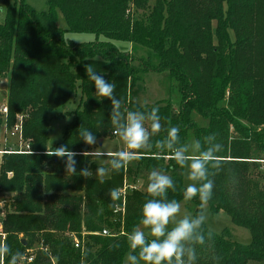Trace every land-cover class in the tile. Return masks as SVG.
<instances>
[{"label":"trees","instance_id":"obj_1","mask_svg":"<svg viewBox=\"0 0 264 264\" xmlns=\"http://www.w3.org/2000/svg\"><path fill=\"white\" fill-rule=\"evenodd\" d=\"M46 4L47 10L38 11L25 0H0V8H5L0 73L10 74L6 122L11 127L16 114L25 116L23 137L33 151L0 153V190L8 195H1L2 242L20 254L43 243L46 251H37L36 263L42 259L51 264V257L55 264H126V233L139 226L140 209L149 194L147 180L144 188L128 189L123 224L119 215L114 220L115 201L108 193L122 186V173L163 170L176 185L168 198L183 200L182 168L155 148L141 151L131 160L133 165H124L125 171H110L103 183L94 175L68 178L64 158L46 154L67 146L77 153V171L95 169L90 145L76 135L80 128L94 131L97 140L112 133L110 100L95 97L85 74V66L94 64V71L103 70L105 80L116 84L122 110L158 108L162 127L154 141L177 126L182 142L192 132L201 140L213 134L222 145L217 153L221 167L211 169L214 187L207 205L212 213L222 210L232 223L247 229L251 240L239 243L227 228L213 232L204 224L211 236L204 245H196V264H264V181L257 178V172H264V0H154L143 20L135 15L148 8V0H46ZM58 12L64 28L57 23ZM65 31L92 33L95 38L65 40ZM115 41L128 47L121 50ZM137 45L148 50V62L140 61L142 69L127 53ZM140 71L166 72L174 78L179 106L174 108L169 100L149 107L127 101L126 92L140 79ZM77 91L79 100L69 112L71 120L64 124L61 139L47 147L50 120L63 116L52 112ZM192 111L205 117L207 125H197ZM190 202L195 215L200 202L196 198ZM83 227L90 233L80 250L70 234L81 238ZM103 228L118 233H91Z\"/></svg>","mask_w":264,"mask_h":264},{"label":"clouds","instance_id":"obj_2","mask_svg":"<svg viewBox=\"0 0 264 264\" xmlns=\"http://www.w3.org/2000/svg\"><path fill=\"white\" fill-rule=\"evenodd\" d=\"M94 64L85 66V74L95 89V97L107 98L111 103L110 124L112 132L124 145V149L114 151L107 161V167L97 166L95 173L89 168L77 171L76 155L67 146L54 148L47 155L64 158L65 174L68 178L82 176L99 178L110 171L119 172L124 165L138 158L141 151L157 149L166 152L169 158L180 168L185 169L186 180L189 181L182 189L184 201L193 198L199 200V208L195 215H183L180 201L168 198L169 191H176L173 178L163 170L153 169L147 178L146 192L149 194L140 209V225L126 233L129 251L126 254V264H196V245H204L211 233H206L202 225L206 222V205L213 195V174L211 169L219 170L221 161L217 153L222 145L216 141L213 134L201 139H191L182 142L177 126H170L162 139L153 140L161 131V117L158 108L149 111L122 110L121 100L114 90L116 84L106 81L103 70L94 71ZM98 99V100H99ZM85 145H95L97 137L89 128H80L76 134ZM92 161L105 157V151L100 148L89 153ZM109 197L115 201L120 198L118 189H111ZM87 255V252L84 253ZM19 252H13L6 242H0V260L6 259L7 264H17Z\"/></svg>","mask_w":264,"mask_h":264},{"label":"rangeland","instance_id":"obj_3","mask_svg":"<svg viewBox=\"0 0 264 264\" xmlns=\"http://www.w3.org/2000/svg\"><path fill=\"white\" fill-rule=\"evenodd\" d=\"M26 3L31 5L33 8H35L38 11H45L47 10V4L46 0H25ZM154 0H148V8L144 11H138L135 15L136 18L143 20L145 15L148 12V9L153 5ZM5 14V8H0V22L3 21ZM57 23L61 28L65 27L64 19L62 18L61 14L58 12L57 15ZM63 38L65 40H73V41H87V40H93L95 38L94 34L92 33H79V32H69L65 31L63 34ZM100 38H102L100 36ZM115 44L118 48L121 50H125L128 47V44L123 41H115ZM132 57V64L140 66L142 63H147L148 60L146 58V54L148 53V50L142 46L137 45L134 49H132L131 52H127ZM141 61V62H140ZM139 69H142L140 66ZM9 72L0 73V106L5 105L6 106V100H7V89H8V81H9ZM140 79L135 81L133 86L129 89L128 92H126V98L127 101H131L134 106L137 107H149L154 106L156 103H161V100H169L171 105L174 108H177L181 101V95L177 89V83L169 76L166 72H154V71H140L139 73ZM80 93L77 91L75 94L71 97V99L63 104L62 106L55 109L52 113H56L58 115H63L58 118L52 117L50 120V127L48 130V134L46 135V146L49 147L50 145H53L55 142H58L61 139L62 135V128L64 124L70 122L71 115L69 112H72L75 109V106L77 105V102L79 100ZM161 101V102H160ZM7 107V106H6ZM19 115L16 114V116ZM54 115V114H53ZM15 116V118H16ZM191 118L193 121L199 125V126H206L208 123V120L203 117L201 114L192 111L191 112ZM1 117V115H0ZM239 122L246 126V122L239 119ZM103 142L101 144L98 143V140L95 145L90 146V152L94 151L97 148H100L102 151H119L124 149V145L119 140L117 136H115L112 133H109L106 137H103ZM101 139V140H102ZM194 139L192 132L188 133L187 141ZM30 141V140H29ZM31 147V146H30ZM126 150V149H124ZM89 152V153H90ZM112 155V154H111ZM111 155H105V157L101 158L100 160L92 161L94 157L92 155L90 156V160L95 165V169L97 166H105L107 165L108 159L111 158ZM127 163L133 165V161H128ZM95 169L93 170V173H95ZM264 170V167L261 168ZM123 171H125V167H123ZM109 175L106 174V176ZM262 178L264 181V172L262 175L258 174L257 172V178ZM123 180L121 181V185L128 184L132 186V188H144L145 182L148 178V174H142L138 173L136 175H128L125 174L123 176ZM189 181L186 180L185 175V169H182V183L184 186ZM132 183V184H131ZM120 185V186H121ZM0 190V198L2 199V196H8L6 192L3 194ZM181 203V211L178 216L182 217L183 215H194V209L195 205L190 201H180ZM206 226L213 232H220L222 229L227 228L228 232L231 234V238L236 240L239 243L246 244L251 240L249 231L243 227L237 226L234 223L231 222L228 215L220 210L216 213H212L206 205ZM138 227H143L139 224ZM1 232L3 230L1 229ZM5 235V233H4ZM21 236V234H20ZM2 235L0 234V242H2ZM32 248L35 253V261L37 259V251L38 246L32 245ZM25 254V250L23 253H21L20 257L18 258L17 264H22V256ZM50 260V259H49ZM43 262H46L42 259H40L36 264H44ZM50 262V261H49ZM259 264V263H258Z\"/></svg>","mask_w":264,"mask_h":264},{"label":"built area","instance_id":"obj_4","mask_svg":"<svg viewBox=\"0 0 264 264\" xmlns=\"http://www.w3.org/2000/svg\"><path fill=\"white\" fill-rule=\"evenodd\" d=\"M0 153L7 152V153H33L30 147V141L28 139H24L23 137V120L25 116L18 115L16 116L15 123L9 127L7 125L6 119H7V107L5 105L0 106ZM8 175H11L10 172L7 173ZM132 186L126 184H123L118 190L120 191V198L118 200H115V203L113 205L112 213L115 216L120 217L121 225L123 224V217L125 212V196L128 189H131ZM3 208H4V199L0 198V218L3 215ZM2 225L0 221V234L2 235V239L4 238V233L1 232ZM90 233L89 231H86V229L83 227L80 231L81 238L76 236L75 233H71L70 237L72 240V243L75 248H78L80 250L84 249V236L86 234ZM92 234H100V235H116L118 232H114L112 234V231L108 228H103L100 232H91ZM122 233V231L120 232ZM38 249H43L46 251L45 247H43V243H41L38 246ZM50 263L55 264L54 260L50 257ZM22 264H36L35 262V253L32 248H27L25 250V254L22 256ZM0 264H3V260H0Z\"/></svg>","mask_w":264,"mask_h":264},{"label":"crops","instance_id":"obj_5","mask_svg":"<svg viewBox=\"0 0 264 264\" xmlns=\"http://www.w3.org/2000/svg\"><path fill=\"white\" fill-rule=\"evenodd\" d=\"M102 142H103V139H102ZM104 151H105L106 155H111L114 152V151H106V150H104Z\"/></svg>","mask_w":264,"mask_h":264},{"label":"water","instance_id":"obj_6","mask_svg":"<svg viewBox=\"0 0 264 264\" xmlns=\"http://www.w3.org/2000/svg\"><path fill=\"white\" fill-rule=\"evenodd\" d=\"M101 142H102V140L99 139V140H98V143L101 144ZM22 243H23V244L25 243V240H24V239H22Z\"/></svg>","mask_w":264,"mask_h":264}]
</instances>
